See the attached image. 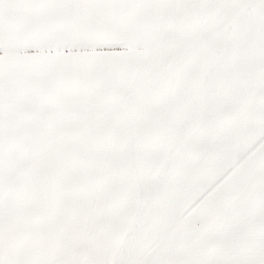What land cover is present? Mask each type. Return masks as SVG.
<instances>
[{"label":"crops","instance_id":"1","mask_svg":"<svg viewBox=\"0 0 264 264\" xmlns=\"http://www.w3.org/2000/svg\"><path fill=\"white\" fill-rule=\"evenodd\" d=\"M202 3L213 2L179 0L177 6ZM169 8L162 3L154 8H112L96 13L94 23L101 29L99 39L106 47L74 49V54L100 59L91 68L73 72L94 75L103 87L80 97L70 108L48 101L35 105L33 115L20 129L27 147L10 169L6 196L11 201L10 231L33 257L84 264V256L97 253L92 247L99 228L106 233L113 220H147L140 166L129 156L126 145L131 140H123L124 130L130 128L123 105L136 84L141 58L163 42V16ZM148 19L156 22L153 30L134 32L136 25ZM43 40L32 36L13 42L0 55L9 58L13 70L20 65L32 80L49 73L63 75L67 69L39 63L54 51ZM120 144L124 147L119 151ZM253 211L251 189L204 230L200 251L219 247L239 213L247 214L249 220L235 242L240 247L250 245Z\"/></svg>","mask_w":264,"mask_h":264},{"label":"rangeland","instance_id":"2","mask_svg":"<svg viewBox=\"0 0 264 264\" xmlns=\"http://www.w3.org/2000/svg\"><path fill=\"white\" fill-rule=\"evenodd\" d=\"M241 19L228 0L164 11L163 42L141 58L123 105L130 126L123 140H131L129 156L140 166L147 220L99 228L97 253L84 264H183L202 249L209 224L252 189L264 141L253 147L259 132L239 110L205 104L228 70ZM226 182L231 189L219 210L202 211V194Z\"/></svg>","mask_w":264,"mask_h":264},{"label":"snow or ice","instance_id":"3","mask_svg":"<svg viewBox=\"0 0 264 264\" xmlns=\"http://www.w3.org/2000/svg\"><path fill=\"white\" fill-rule=\"evenodd\" d=\"M179 0H0V50L13 42L32 36L44 37L49 55L39 61L49 68H65L63 75L49 73L32 80L20 65L13 66L7 56L0 55V264H73V261L38 259L10 231L11 201L9 188L14 163L27 147L20 129L33 115L35 105L44 101L70 108L80 97L103 87L102 80L74 69L93 67L99 57L74 54L79 48H104L99 39L101 29L94 23L95 14L112 8H154L167 4L175 8ZM199 2V0H197ZM218 3L219 0H212ZM232 9L242 13L229 56L228 70L216 87L214 99L205 104L215 109L222 102L231 114L239 110L257 130L256 145L264 141V0H228ZM156 26L153 19L134 27V32L147 34ZM256 174L252 198L254 211L250 217L254 237L250 245L236 244L249 217L239 213L233 217L224 242L212 251H196L183 264H264V148L253 159ZM219 184V181H217ZM230 182L212 185L200 197V209L206 213L219 210L229 195ZM210 193V195H209Z\"/></svg>","mask_w":264,"mask_h":264}]
</instances>
